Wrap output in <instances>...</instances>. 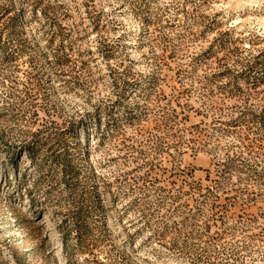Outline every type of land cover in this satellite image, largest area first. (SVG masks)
<instances>
[{
    "label": "rangeland",
    "instance_id": "1",
    "mask_svg": "<svg viewBox=\"0 0 264 264\" xmlns=\"http://www.w3.org/2000/svg\"><path fill=\"white\" fill-rule=\"evenodd\" d=\"M0 264H264V0H0Z\"/></svg>",
    "mask_w": 264,
    "mask_h": 264
}]
</instances>
